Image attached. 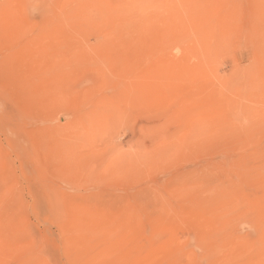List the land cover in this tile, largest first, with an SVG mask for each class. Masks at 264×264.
I'll return each mask as SVG.
<instances>
[{
    "label": "rangeland",
    "instance_id": "374dc122",
    "mask_svg": "<svg viewBox=\"0 0 264 264\" xmlns=\"http://www.w3.org/2000/svg\"><path fill=\"white\" fill-rule=\"evenodd\" d=\"M234 1L99 47L12 3L0 264H264V0Z\"/></svg>",
    "mask_w": 264,
    "mask_h": 264
},
{
    "label": "bare ground",
    "instance_id": "6f19581e",
    "mask_svg": "<svg viewBox=\"0 0 264 264\" xmlns=\"http://www.w3.org/2000/svg\"><path fill=\"white\" fill-rule=\"evenodd\" d=\"M228 1L230 0H2L0 4L4 9L0 11V20L7 23V20L13 18L10 10L12 11V3H14L17 5L16 9L19 14L25 9V13L27 12L31 17L41 15L40 19L42 17L46 18L49 23L44 26L45 28L41 34L55 37L53 41L55 45H61L64 40L63 38L69 37L68 39H70L71 36L79 34L81 36H78L79 41L77 44H93L99 47L108 44L118 45L127 40L131 41L144 37V34L147 32L145 31L147 24L144 20L147 17H144V12H148V10L150 11L152 9L150 15H152V19L157 23V32H159L169 21L175 19H171L165 15V11H168L169 7L172 9H182L185 12L189 11L190 13L188 12L189 14H186L190 16V19L201 20L204 15H209L208 13L204 14V12H208L207 10L212 5L215 3H227ZM242 1L240 0V2ZM234 2L239 3V0ZM199 9L203 11L202 14H200ZM134 28H138L139 31L136 33ZM9 31L8 27L5 26L4 32H1L5 35L7 42V36L12 35ZM4 58L6 59L5 64H8V62H11V64H20L25 59L23 53L11 55L10 50ZM1 62L0 60V65H2Z\"/></svg>",
    "mask_w": 264,
    "mask_h": 264
}]
</instances>
